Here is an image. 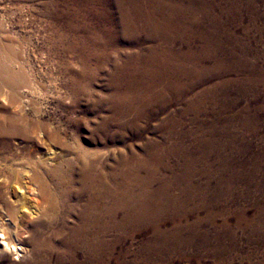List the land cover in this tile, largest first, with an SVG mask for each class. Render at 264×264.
<instances>
[{"label":"bare ground","instance_id":"1","mask_svg":"<svg viewBox=\"0 0 264 264\" xmlns=\"http://www.w3.org/2000/svg\"><path fill=\"white\" fill-rule=\"evenodd\" d=\"M257 1L146 0L151 8L147 13L153 12L146 17V40L158 46L166 37L167 25L173 22L176 11H206V16L210 17L213 28L208 36L200 37V44H197V35L176 33L180 41L186 35L190 36L191 41L194 40L193 43L202 50L200 54L187 46L186 51L179 49L175 54L172 52L176 62L178 60L176 70L191 74L190 68L204 67V72H199L202 76L198 81L204 84L213 77L219 78V81L197 92L193 78L183 88L176 85L182 93L188 94L185 100L189 105L193 103V98L208 94L214 96L212 93L232 83L234 87L244 83L254 87L258 83L264 85V69L250 65L246 59L250 55V47L239 45L240 41L227 31L224 34L228 42L224 44L216 28L219 23H235L241 19L242 7L245 6L252 13V22L264 20V13L256 12ZM117 3L120 4V1L117 0ZM129 4L133 9L140 10L136 0H130ZM216 9L220 10L219 14L215 13ZM121 11V26L133 30L135 27L127 14ZM158 13L163 15L162 19L156 16ZM181 24L176 22V29H181ZM5 30L0 21V264H177L178 260L191 257L197 259V264H204L207 258H212V264H229L225 260V243L219 240L217 233L210 234L205 230V217L196 215L198 210L209 209L215 201L218 202L219 192L212 193L210 198L203 194L211 180L234 181L239 176L235 173L229 176L220 168L219 171L212 170L211 164L214 159L220 165H226V157H222L226 142H219L213 137L235 134L230 121H239V118L242 121L245 116H222L220 109L229 105L227 94L223 95L222 107L214 117L216 119L209 123L199 121L197 116L194 119L199 126V135L211 137L209 140L196 137L194 149L201 155L193 154L183 141L171 140L168 144L166 140L167 144L163 146L159 142L151 144L152 149H167L170 154L185 159L184 165H179L182 166L181 172L176 174L171 168V178H165L154 167L160 164L168 168L169 165L162 164L158 154L147 150L149 142L143 148L147 151L145 155L132 152V147L126 143L125 134L131 129L127 82L123 87L117 75L112 77L110 84L115 92L105 98L112 115L107 119L117 122V129L110 137L119 138L123 145L117 156L109 149L103 152L86 150L77 140L75 145H70L62 136L64 132L61 134L58 126L45 119L47 105L40 99H33V94L44 96L45 92L43 94L38 87L35 88V80L28 75L25 58L16 54V47L11 42L2 39L1 31L5 33ZM144 49L146 55L143 54L140 59L147 66H157L164 54L157 52L153 45H146ZM221 54H229L230 59H224ZM238 54L244 55L245 59L239 60ZM206 60L214 64L206 68ZM186 61L192 62V65H186ZM239 69L255 72L256 79L254 73V80L250 77H225L227 71L238 73ZM237 88L239 92L240 87ZM190 93L194 95L190 96ZM176 133L180 137L192 134L191 131ZM197 162L204 169L194 171L192 167ZM200 176L206 177V184L200 183L205 186H199L192 180ZM176 190L178 194L171 193ZM52 191L63 196L58 204L46 201ZM193 200L196 203L191 204Z\"/></svg>","mask_w":264,"mask_h":264},{"label":"rangeland","instance_id":"2","mask_svg":"<svg viewBox=\"0 0 264 264\" xmlns=\"http://www.w3.org/2000/svg\"><path fill=\"white\" fill-rule=\"evenodd\" d=\"M119 1L120 4L117 0H0V21L6 29L5 33L1 31L2 39L11 42L16 47V54L25 58L26 69L29 77L35 80V88L38 87L43 94L45 92L44 96L33 94V99H40L47 105L45 119L58 126L61 134L64 132L62 136L64 135L70 145H75L77 140L86 150L103 152L109 149L110 153L117 156L123 145L119 138L110 137L117 129V122L111 121L112 124L108 121V116L112 115L108 111L105 98L115 92V88L110 84L112 77L117 75L123 87H126L127 82L126 96L131 110L128 116L131 129L125 134L126 143L132 147V152L138 155H145L146 148L158 154L162 164L166 163L169 167L163 168V165L157 164L154 170L165 178H171L172 170L176 174L181 172L185 159L183 156L170 154L167 149H152L151 144L159 142L163 146L166 140L168 144H171V140L183 141L184 145H189L193 154L201 155L200 151L194 149L196 137L202 136L201 138L206 140L211 137L207 134L199 135V126L194 119L197 116L199 121L206 123L216 119L214 117L222 107L220 103L223 95L227 94L229 105H226V109H220L222 116H245L241 118L242 121L240 118L239 121H230L235 128V134L213 137L219 142H226L222 151V157H226V165H220L214 159L211 164L212 170L219 171L220 168L229 176L232 173L239 176L234 181L211 180L203 194L210 198L212 193L219 192L218 202L215 201L209 209L198 210L196 215L205 217V230L210 234L217 233L219 240L225 243L227 250L224 257L229 264H264V85L258 83L255 88L244 83L237 86L240 87L238 92L232 83L223 90L212 93L214 96L208 94L193 98V103L189 105L185 100L188 94L182 93L176 85L183 88L193 78L197 92L210 83L219 81L218 77H213L208 83L206 81L207 84L199 83L202 76L199 72H204V67L195 66L190 68L191 74H183L179 69L180 72L176 70L178 60L176 62L173 57L176 51H186L187 46L192 47V51L202 53L200 47L193 43L194 40L191 41L190 36L197 35V44H200V37L209 35L213 27L206 11H176L173 22L167 25L166 37L161 40V46H158L155 42L146 40V17L153 14L152 11L147 13L151 8L146 0H136L140 9L138 11L131 7L130 0ZM257 2L256 12L263 14L264 0ZM121 10L133 24L130 25L135 27L133 30L121 26ZM219 11L216 9L215 13L219 14ZM241 12L242 18L235 23L216 25L217 32L224 44L227 41L224 32H232L231 35L240 41L239 45L250 47V55L246 57L248 63L264 69V33L261 34L264 20L257 19L252 22V13L246 6L242 7ZM156 16L162 19L163 15L158 13ZM176 22L182 23L183 27L176 29ZM177 32L190 36L186 35L180 41L179 36L176 38ZM146 45H153L157 52L164 54L157 66H147L148 64L140 59L145 54ZM220 56L226 60L230 59L229 54ZM241 58L245 59L244 55L238 54V59ZM163 61L166 66H163ZM206 61V68L214 64L212 61ZM185 63L192 65V62ZM249 71H227L225 77L256 79V73ZM194 93H190V96ZM181 131H191L192 134L180 137L176 132ZM146 142H149V147L143 149ZM180 164L182 166H179ZM229 165H232V171L229 170ZM199 168L204 169L199 162L192 167L194 171H200ZM142 174L145 175L143 172ZM192 180L199 186H205L200 184L205 182L204 176L193 177ZM178 192L171 191L176 194ZM58 194L52 191V196H47L46 201L58 204L63 200V196ZM193 203L196 201L193 200L191 204ZM212 263V258L204 261V264ZM177 264H197V259L184 258L178 260Z\"/></svg>","mask_w":264,"mask_h":264}]
</instances>
